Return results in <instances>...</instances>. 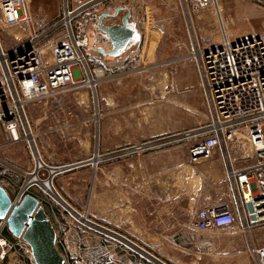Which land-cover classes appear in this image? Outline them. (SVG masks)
I'll use <instances>...</instances> for the list:
<instances>
[{"label": "rangeland", "instance_id": "374dc122", "mask_svg": "<svg viewBox=\"0 0 264 264\" xmlns=\"http://www.w3.org/2000/svg\"><path fill=\"white\" fill-rule=\"evenodd\" d=\"M97 4L79 10L83 13L72 22L73 32L89 39L84 49L86 62L77 69L74 82L63 92L26 107L46 165L90 161L53 179L55 189L74 211L38 182L28 193L37 196L53 218L63 244L62 248L59 243L60 252L69 264H203V258L196 257L202 247L180 243L182 236H162L180 221L156 219L155 228L151 222L147 224L148 201L160 204L169 199L159 179L182 164L193 165L190 148L200 138L185 134L211 123L199 69L200 51L220 47L226 35L231 41L264 38V2L212 0L210 8L197 10L183 0H135V32L140 37L119 57L94 50L109 41L96 29L98 15L101 11L114 13L117 4L131 2L98 0ZM64 13H37L43 19L37 31L46 37L44 45L54 38L65 40L67 27H55ZM3 19L0 10L4 27L0 44L9 54L21 45L11 37L4 38L3 31L9 26ZM121 19L120 15L106 19L108 25H104ZM22 27L29 29L27 24ZM238 34L237 40L234 35ZM88 78H94L97 87H89ZM235 144L230 146L235 167L238 162H254L236 158ZM247 151L251 152L249 146L242 145L240 154ZM34 154L28 141L12 143L0 125V186L13 200L19 201L25 183L32 178L29 175L36 170ZM33 176L42 183L49 181L50 172L45 166ZM195 222L189 226L197 229ZM3 223L0 220V238L11 245L0 246V264H35L29 248L17 245L19 238L5 237L8 227ZM185 223L181 224L188 226ZM238 225L242 229L240 222ZM153 229L161 235L144 243L137 241L150 249V257L135 247V240ZM258 231L255 241L264 244V226Z\"/></svg>", "mask_w": 264, "mask_h": 264}, {"label": "built area", "instance_id": "2783aa9c", "mask_svg": "<svg viewBox=\"0 0 264 264\" xmlns=\"http://www.w3.org/2000/svg\"><path fill=\"white\" fill-rule=\"evenodd\" d=\"M25 2L0 0L6 25L32 26ZM183 2L197 10L210 8L212 4V0ZM82 11L70 10L67 3L63 19L55 26L67 27L64 43L52 41L44 45L45 37L33 32L28 45L19 51L8 54L0 44V125L12 143L28 141L31 146L26 124L27 105L63 92L74 82L77 69L85 64L84 49L88 48L89 39L72 30L73 20ZM200 52L199 69L212 119L210 125L185 134L186 137L200 138L190 148V160L199 163L209 159L213 151L221 149L239 215L204 208L198 211L195 226L204 232L231 228L240 222L242 231L250 233L255 227L264 226V38L237 42L224 39L220 47ZM87 84L97 87L94 78H88ZM240 134L242 140H239ZM234 143L248 145L251 149L253 155L242 157L243 161L254 158L256 162L242 168L235 167L230 150ZM3 224L7 226L5 221ZM0 241L1 247L11 245L8 239L0 238ZM17 245L29 248L32 255L30 246L21 238ZM145 253L150 255L147 251ZM251 253L259 264H264V247H253Z\"/></svg>", "mask_w": 264, "mask_h": 264}, {"label": "crops", "instance_id": "0c3cea01", "mask_svg": "<svg viewBox=\"0 0 264 264\" xmlns=\"http://www.w3.org/2000/svg\"><path fill=\"white\" fill-rule=\"evenodd\" d=\"M93 2H96L97 4L98 0H26V10L32 15V26L30 25L29 29H27L22 27L25 26V24L9 25L8 29H4L3 36L4 38H13L17 44L21 45L19 49L15 50L19 51L28 45V38L31 34L33 32L38 33L37 29L39 30L41 28L40 26H42L41 20L43 19L42 17H38L37 13L65 11L67 3L70 10L79 11ZM130 2L131 4L126 5L117 4L115 9L125 8L124 13L120 14V17L126 15L128 9L131 10L132 16L130 22L138 27L137 21H135V0H130ZM99 13L98 19L100 15L107 13V11H101ZM33 17L35 19L34 23ZM3 22L6 25L4 19ZM1 28L3 29L4 27L0 20V29ZM135 33L134 41L136 42L139 40L140 36L137 32ZM238 36L240 37L239 34L234 35L235 39L238 40ZM59 38H54L52 41H58L59 43L66 42L65 40L59 41ZM43 41L42 44H44ZM93 41L96 43L98 39L96 40V37L94 36ZM134 47L135 45L131 48ZM100 48L109 51L112 49V44L108 41L107 46L101 45ZM122 54L123 53H121L120 56ZM116 57H119V55ZM31 137H33L32 140H35L34 136ZM240 150L241 148L235 147L236 158L242 159L244 156L251 157L253 155L251 152H247L248 155L245 152L243 156V154H240ZM39 153L41 152L39 151ZM39 158H41V154H39ZM252 159L254 160L252 163H255L256 160L254 158ZM244 166H246V164L242 165L238 162L237 168H242ZM171 171L170 175L167 177L165 176L164 179H159V183L165 188V196L168 194L169 199L165 198L162 200V203L156 204L154 200L148 198V200H150L148 201L149 214L147 215V224L150 225L151 222V227L155 228L156 219H175L180 221V226L177 225L165 234L162 233V236H167L169 237L168 239L182 236L183 241L180 243L202 247L203 251L197 252L199 255L196 257H198V259L203 258V264H259L257 257L251 253V249L253 247H264V244H257L254 237L261 227H255L250 233H245L240 229L238 224L227 229L208 230L204 232L198 231L189 226V222H195L198 211L204 208H215L220 212L230 211L237 216L239 215L238 206L231 192H229L230 182L227 175V162L221 149L213 151L210 159L201 160L199 163H193V165L182 164L175 170ZM157 214H161V216H157ZM50 218L54 224L53 218L51 216ZM140 219H142V217ZM184 222H186L185 224L188 226H183L181 224ZM135 225H137V221H135ZM136 235L137 234H135V237ZM139 235L141 239L135 240V244L145 251H149L150 249L147 250L140 246L138 242L144 243V240L148 241L149 239H155L157 235L160 236L161 234H157L153 229L150 232L148 231L145 234ZM195 235L199 238H194ZM59 243L63 248V244L60 242L58 234V248ZM204 248L209 249L206 250Z\"/></svg>", "mask_w": 264, "mask_h": 264}, {"label": "water", "instance_id": "95a60500", "mask_svg": "<svg viewBox=\"0 0 264 264\" xmlns=\"http://www.w3.org/2000/svg\"><path fill=\"white\" fill-rule=\"evenodd\" d=\"M123 11H125V8H118L114 13H104L99 16L96 29L103 33L112 44V49L109 51L102 48L96 49L104 56H118L135 38L132 23L130 22L132 13L129 9L127 10V14L122 17L120 23L110 26L104 25L105 19L115 18ZM40 160L50 172L48 180L59 199L63 202L60 203L74 211L71 205L63 199L53 186V179L61 173L84 166L90 161L52 167L46 165L42 159ZM39 169L36 167L33 174L37 173ZM35 184L36 182L33 180H27L20 194L19 199L22 197L20 201L13 200L8 192L0 186V220L7 223L11 235L21 238L30 246L35 264H69L58 248L57 231L45 207L42 206V202L37 196L28 193L29 189ZM135 247L145 252L136 244Z\"/></svg>", "mask_w": 264, "mask_h": 264}, {"label": "bare ground", "instance_id": "6f19581e", "mask_svg": "<svg viewBox=\"0 0 264 264\" xmlns=\"http://www.w3.org/2000/svg\"><path fill=\"white\" fill-rule=\"evenodd\" d=\"M120 15V14H119ZM133 27H135V29H136V26L134 25V26H132V28ZM135 29L133 28V30H134V33H135ZM136 34V33H135ZM226 38V40H230L231 41V39L226 35L225 36ZM134 40H135V38H134ZM133 40V41H134ZM132 41V42H133ZM131 42V43H132ZM233 42H237V41H233ZM130 43V44H131ZM130 44L128 45V47L130 46ZM2 46V45H1ZM127 47V48H128ZM126 48V49H127ZM125 49V50H126ZM124 50V51H125ZM123 51V52H124ZM0 52H1V50H0ZM122 52V53H123ZM120 55V54H119ZM200 55H201V52H200ZM75 80V79H74ZM26 124H27V131H28V134H29V140H30V142H31V146H32V150H33V153L35 152V154H36V157H35V159H36V164H37V168H44V165H43V163L41 162V160L40 159H42V158H39V151H38V148H37V146H36V144H37V141H36V137H35V140L33 139L32 140V138L33 137H31V136H33L34 134H32L33 133V131H32V129H31V126H30V123H29V121H27L26 122ZM243 139V136L240 134V137H239V140H242ZM36 143V144H35ZM241 145V146H240ZM235 146L236 147H238V146H240L241 148H242V144H239V143H236L235 144ZM234 149H235V147H234ZM247 152H249V151H247ZM246 152V153H247ZM35 154H34V156H35ZM247 155H248V153H247ZM243 156H244V154H243ZM43 160V159H42ZM37 173H35L34 175H36ZM29 176H31L32 178H31V180H33L34 182H38L39 184H41V185H43V188L46 190V192L47 193H49V194H52L55 198H57L56 200H58L59 202H61V203H63L60 199H59V197L57 196V194H56V192L54 191V189L51 187V184H50V182L49 181H45V182H42V183H40L39 182V178H38V176H33V173L31 174V175H29ZM28 181H29V179H28ZM54 186V185H53ZM0 244H1V241H0Z\"/></svg>", "mask_w": 264, "mask_h": 264}, {"label": "trees", "instance_id": "16d2710c", "mask_svg": "<svg viewBox=\"0 0 264 264\" xmlns=\"http://www.w3.org/2000/svg\"><path fill=\"white\" fill-rule=\"evenodd\" d=\"M5 237H7V238H9V239H11L12 238V235H11V233L7 230L6 232H5Z\"/></svg>", "mask_w": 264, "mask_h": 264}]
</instances>
